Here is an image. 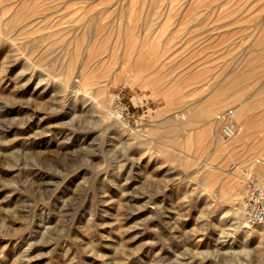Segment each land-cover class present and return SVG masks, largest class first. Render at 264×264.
Masks as SVG:
<instances>
[{
	"label": "rangeland",
	"instance_id": "374dc122",
	"mask_svg": "<svg viewBox=\"0 0 264 264\" xmlns=\"http://www.w3.org/2000/svg\"><path fill=\"white\" fill-rule=\"evenodd\" d=\"M263 171L264 0H0V264H264Z\"/></svg>",
	"mask_w": 264,
	"mask_h": 264
},
{
	"label": "built area",
	"instance_id": "2783aa9c",
	"mask_svg": "<svg viewBox=\"0 0 264 264\" xmlns=\"http://www.w3.org/2000/svg\"><path fill=\"white\" fill-rule=\"evenodd\" d=\"M114 110L119 117L128 113V108L117 95L114 99ZM235 107L228 106L220 113L219 133L221 137L229 138L242 128L235 117ZM246 179V191L242 202V223L247 227L260 225L264 231V179L256 173H250Z\"/></svg>",
	"mask_w": 264,
	"mask_h": 264
},
{
	"label": "bare ground",
	"instance_id": "6f19581e",
	"mask_svg": "<svg viewBox=\"0 0 264 264\" xmlns=\"http://www.w3.org/2000/svg\"><path fill=\"white\" fill-rule=\"evenodd\" d=\"M44 8V7H43ZM43 17V16H42ZM46 17V16H45ZM31 21V20H30ZM89 65V64H88ZM88 65L86 66L85 65V67H87V69H88ZM84 67V68H85ZM88 74V73H87ZM86 75V74H85ZM85 80V79H84ZM89 80H91V77H90V79ZM84 82V81H83ZM90 82H92V81H90ZM89 82V83H90ZM84 84H85V82H84ZM86 85H87V82H86ZM103 90H104V88H103ZM98 98V97H97ZM96 99V98H95ZM222 100V99H221ZM224 101V100H223ZM97 104H100V106H103V100H96L95 101ZM219 107H220V105H219ZM208 108H210V107H208ZM236 110V116H238V108H236L235 109ZM219 111H217V107H216V109L208 116V121H209V125H210V127L211 128H214L215 127V125H216V123L220 120V114L219 115H216V113H218ZM221 113V112H220ZM118 117V116H117ZM191 119V118H190ZM192 120V119H191ZM207 120V119H206ZM208 127V129L207 130H209V126H207ZM243 128V127H242ZM211 130V129H210ZM209 130V131H210ZM209 131H208V133H209ZM241 131H242V133H244L246 130L244 129H242V130H240V131H238L237 132V134H235L234 135V137H236L238 134H240L241 133ZM205 135H207V132H206V134ZM233 137V136H232ZM230 138V137H229ZM194 139H196L195 137H194ZM243 140V139H242ZM235 141V140H234ZM233 141V142H234ZM196 142V141H195ZM236 142H237V140H236ZM222 143V142H221ZM220 143V144H221ZM242 164V163H241ZM244 165V164H243ZM247 165V164H246ZM239 167V166H238ZM241 167V166H240ZM257 167V166H256ZM240 169V168H239ZM250 169V168H249ZM209 170V169H208ZM248 172V171H247ZM250 172V171H249ZM248 172V173H249ZM264 172V171H263ZM240 176V175H239ZM237 179V178H236ZM231 180V179H230ZM238 181H236L235 180V178H233L232 180H231V182H230V185H231V187L235 190L236 189V187H238ZM219 191V190H218ZM220 192V191H219ZM230 195H232L231 194V191H230V194H229V196ZM228 196V197H229ZM230 198V197H229ZM242 200V199H241ZM233 207V206H232ZM231 214L232 215H234V218H235V216L238 218V217H240V215H241V211H242V201H241V204L240 205H238V206H236V207H234V208H231ZM226 214H227V212H226ZM223 217L224 216H222L221 218L222 219H220V222L218 223L217 222V224H219V225H221L222 226V224H223ZM242 217V216H241ZM217 218V217H216ZM237 223V224H235V226L233 227L234 228V230L235 231H237L241 236H244V239H247L248 238V236H249V234H252L253 232L255 233L254 235H253V237L255 238V240H261L262 238H264V234H262V232L264 233V231H263V229H260V228H252V227H247V226H245L242 222L240 223V221H234V223ZM233 223V224H234ZM230 224H232V223H230ZM240 228H239V227ZM256 242V241H255ZM260 242V241H259ZM261 243V242H260ZM262 248L259 246V245H257L256 246V252H259L260 250H261ZM240 250V249H239ZM243 250H245V249H243ZM246 251V250H245ZM236 253V252H235ZM248 253V252H247ZM235 255V254H234ZM235 257V256H234Z\"/></svg>",
	"mask_w": 264,
	"mask_h": 264
},
{
	"label": "crops",
	"instance_id": "0c3cea01",
	"mask_svg": "<svg viewBox=\"0 0 264 264\" xmlns=\"http://www.w3.org/2000/svg\"><path fill=\"white\" fill-rule=\"evenodd\" d=\"M245 102H246V99H245Z\"/></svg>",
	"mask_w": 264,
	"mask_h": 264
}]
</instances>
